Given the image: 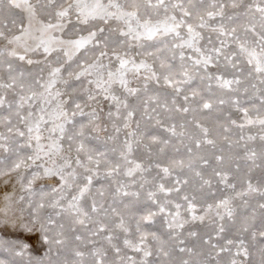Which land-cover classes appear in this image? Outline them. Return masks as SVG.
Segmentation results:
<instances>
[{
    "label": "snow or ice",
    "instance_id": "snow-or-ice-1",
    "mask_svg": "<svg viewBox=\"0 0 264 264\" xmlns=\"http://www.w3.org/2000/svg\"><path fill=\"white\" fill-rule=\"evenodd\" d=\"M0 264H264V0H0Z\"/></svg>",
    "mask_w": 264,
    "mask_h": 264
}]
</instances>
